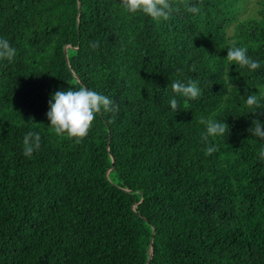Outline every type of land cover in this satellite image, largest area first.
Segmentation results:
<instances>
[{"label": "trees", "instance_id": "16d2710c", "mask_svg": "<svg viewBox=\"0 0 264 264\" xmlns=\"http://www.w3.org/2000/svg\"><path fill=\"white\" fill-rule=\"evenodd\" d=\"M170 2L156 22L120 0H0V38L16 49L0 60V264H264V140L248 131L264 109L245 103L264 93V1L234 38L241 0H186L197 14ZM232 46L261 67L229 64ZM178 79L201 97L173 93ZM80 86L119 111L77 143L46 113ZM201 117L229 126L211 155ZM28 131L41 136L30 158Z\"/></svg>", "mask_w": 264, "mask_h": 264}, {"label": "clouds", "instance_id": "9594fccd", "mask_svg": "<svg viewBox=\"0 0 264 264\" xmlns=\"http://www.w3.org/2000/svg\"><path fill=\"white\" fill-rule=\"evenodd\" d=\"M189 13L197 14L200 8L196 5L186 3L182 0ZM120 5L128 14L142 13L152 18L156 22L167 21L174 10L170 0H120ZM96 47V44L92 45ZM246 47L232 46L227 49L226 61L232 65H239L249 70H257L261 67V62L248 56ZM16 56V49L12 47L7 39L0 38V60L11 62ZM195 71V67L189 69ZM180 71V70H178ZM173 93L186 98V100H197L201 97L202 89L198 80L188 79L186 82L175 80L171 83ZM264 100V93L259 96L256 94L248 95L246 106L249 109H264L261 104ZM171 110H179L178 101L175 98L169 101ZM119 109L114 101L104 94L80 86L78 89L69 87L67 90L56 91L49 102V111L46 113L49 129L58 137H65L75 140L77 143L86 138L91 131L92 125L98 113H115ZM253 111L251 113H256ZM112 117L109 122H113ZM201 124L205 125V131L201 133V141L207 143L205 155H211L217 151V147L209 143V137H220L229 132V126L223 122H217L212 119L201 117ZM251 135L264 140V123L259 118L252 121V127L248 129ZM41 136L38 132L28 131L23 138V155L31 157L35 151H38L41 144ZM259 159L264 160V147L259 149Z\"/></svg>", "mask_w": 264, "mask_h": 264}, {"label": "rangeland", "instance_id": "374dc122", "mask_svg": "<svg viewBox=\"0 0 264 264\" xmlns=\"http://www.w3.org/2000/svg\"><path fill=\"white\" fill-rule=\"evenodd\" d=\"M262 1L264 0H241L238 9V21L231 25L227 30V33L231 38L235 37L238 22L259 15L260 3Z\"/></svg>", "mask_w": 264, "mask_h": 264}, {"label": "water", "instance_id": "95a60500", "mask_svg": "<svg viewBox=\"0 0 264 264\" xmlns=\"http://www.w3.org/2000/svg\"><path fill=\"white\" fill-rule=\"evenodd\" d=\"M65 51H66V47H65Z\"/></svg>", "mask_w": 264, "mask_h": 264}]
</instances>
